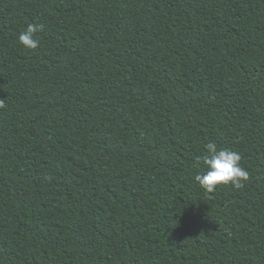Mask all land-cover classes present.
<instances>
[{
  "label": "trees",
  "instance_id": "1",
  "mask_svg": "<svg viewBox=\"0 0 264 264\" xmlns=\"http://www.w3.org/2000/svg\"><path fill=\"white\" fill-rule=\"evenodd\" d=\"M0 100V264H264V0H0Z\"/></svg>",
  "mask_w": 264,
  "mask_h": 264
},
{
  "label": "clouds",
  "instance_id": "2",
  "mask_svg": "<svg viewBox=\"0 0 264 264\" xmlns=\"http://www.w3.org/2000/svg\"><path fill=\"white\" fill-rule=\"evenodd\" d=\"M42 29L41 25L28 24L19 34L20 44L30 50L39 47L40 41L35 39V33ZM4 104L0 100V107ZM205 153L197 160L203 165V174H197L195 181L199 187L208 193L215 191L218 185H231L234 189H241L249 179L248 171L241 166V154L237 151L221 148L215 142L204 145Z\"/></svg>",
  "mask_w": 264,
  "mask_h": 264
}]
</instances>
